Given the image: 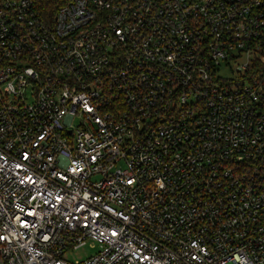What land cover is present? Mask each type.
<instances>
[{"label":"built area","instance_id":"1","mask_svg":"<svg viewBox=\"0 0 264 264\" xmlns=\"http://www.w3.org/2000/svg\"><path fill=\"white\" fill-rule=\"evenodd\" d=\"M47 1L0 0V264H264V0Z\"/></svg>","mask_w":264,"mask_h":264},{"label":"rangeland","instance_id":"2","mask_svg":"<svg viewBox=\"0 0 264 264\" xmlns=\"http://www.w3.org/2000/svg\"><path fill=\"white\" fill-rule=\"evenodd\" d=\"M225 75L230 76V72L225 71ZM78 123V120L76 121V124ZM93 253H95L94 249H90L89 247L81 248L76 251H70L67 254H65V259L69 261H75V260H82L85 258H88ZM227 264H233L232 262H229Z\"/></svg>","mask_w":264,"mask_h":264},{"label":"trees","instance_id":"3","mask_svg":"<svg viewBox=\"0 0 264 264\" xmlns=\"http://www.w3.org/2000/svg\"><path fill=\"white\" fill-rule=\"evenodd\" d=\"M55 6V3L53 2V0H49L47 1V5L45 6L46 8H52ZM44 8V10H46V8L44 6H42Z\"/></svg>","mask_w":264,"mask_h":264}]
</instances>
